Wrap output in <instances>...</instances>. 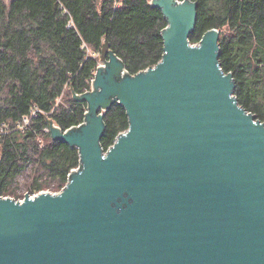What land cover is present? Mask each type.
Here are the masks:
<instances>
[{"label":"water","instance_id":"obj_1","mask_svg":"<svg viewBox=\"0 0 264 264\" xmlns=\"http://www.w3.org/2000/svg\"><path fill=\"white\" fill-rule=\"evenodd\" d=\"M164 55L131 74L104 44L85 120L53 139L81 164L59 192L0 195V264H264V121L234 95L220 30L199 43L193 0H152ZM129 128L105 150L104 115Z\"/></svg>","mask_w":264,"mask_h":264},{"label":"trees","instance_id":"obj_2","mask_svg":"<svg viewBox=\"0 0 264 264\" xmlns=\"http://www.w3.org/2000/svg\"><path fill=\"white\" fill-rule=\"evenodd\" d=\"M193 1L190 41L220 30L219 61L233 74L234 95L264 121V0ZM167 25L151 0H0V195L20 199L23 186L31 194L65 186L80 152L53 139L49 121L62 130L84 122L88 103L74 93L91 89L105 43L136 74L162 59ZM104 123L107 150L129 128L126 109L114 103Z\"/></svg>","mask_w":264,"mask_h":264},{"label":"rangeland","instance_id":"obj_3","mask_svg":"<svg viewBox=\"0 0 264 264\" xmlns=\"http://www.w3.org/2000/svg\"><path fill=\"white\" fill-rule=\"evenodd\" d=\"M152 1V0H151ZM96 72V71H95ZM91 85V87H92V83L90 84ZM77 168V167H76ZM75 169V168H74ZM20 180H21V182H24L25 180H26V177L24 176V177H21L20 178ZM68 182V181H67ZM66 185V184H65ZM64 188V187H63ZM62 188V189H63ZM61 189V190H62ZM29 191V193L28 194H30L31 196H35L37 193H39V192H36V193H34V194H31V192H30V190L29 189H27V188H25L24 186H23V188H22V190L20 191L21 192V194H22V197L20 198V199H16V200H23L24 199V197L26 196V193ZM42 192H46V191H49V192H52V193H55V192H59L60 190H52V189H44V190H41ZM24 195V196H23ZM6 197H10V196H6ZM12 198V197H11Z\"/></svg>","mask_w":264,"mask_h":264},{"label":"built area","instance_id":"obj_4","mask_svg":"<svg viewBox=\"0 0 264 264\" xmlns=\"http://www.w3.org/2000/svg\"><path fill=\"white\" fill-rule=\"evenodd\" d=\"M116 1H117V0H116ZM99 64H100V63H99ZM94 75H95V73H94ZM93 78H94V76H93L91 79L87 80V82L91 84ZM29 119H30V117L26 115V116L23 117V119H22L20 122H18V128H19V130H20L21 132L24 131V129H25V125L29 122Z\"/></svg>","mask_w":264,"mask_h":264},{"label":"bare ground","instance_id":"obj_5","mask_svg":"<svg viewBox=\"0 0 264 264\" xmlns=\"http://www.w3.org/2000/svg\"><path fill=\"white\" fill-rule=\"evenodd\" d=\"M98 66H99V65H98ZM96 70H97V69H96ZM29 120H30V119H29ZM78 168H79V167H77V168H75V169H78ZM68 181H69V178H68ZM67 183H68V182H67ZM67 183H66V184H67ZM65 186H66V185H65ZM65 186H64V187H65ZM4 197H6V196H4ZM16 201H18V200H16ZM19 201H24V199H23V200H19Z\"/></svg>","mask_w":264,"mask_h":264}]
</instances>
